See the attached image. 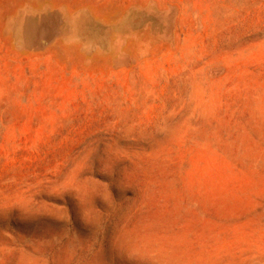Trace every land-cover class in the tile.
Returning <instances> with one entry per match:
<instances>
[{
    "label": "rangeland",
    "instance_id": "374dc122",
    "mask_svg": "<svg viewBox=\"0 0 264 264\" xmlns=\"http://www.w3.org/2000/svg\"><path fill=\"white\" fill-rule=\"evenodd\" d=\"M0 264H264V0H0Z\"/></svg>",
    "mask_w": 264,
    "mask_h": 264
}]
</instances>
